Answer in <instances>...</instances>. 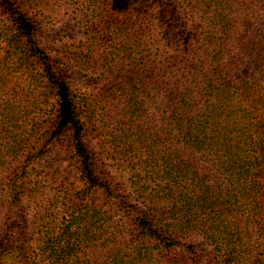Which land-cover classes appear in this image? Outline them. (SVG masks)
<instances>
[{
	"label": "trees",
	"instance_id": "16d2710c",
	"mask_svg": "<svg viewBox=\"0 0 264 264\" xmlns=\"http://www.w3.org/2000/svg\"><path fill=\"white\" fill-rule=\"evenodd\" d=\"M181 243L264 264V0H0V264H180Z\"/></svg>",
	"mask_w": 264,
	"mask_h": 264
},
{
	"label": "rangeland",
	"instance_id": "374dc122",
	"mask_svg": "<svg viewBox=\"0 0 264 264\" xmlns=\"http://www.w3.org/2000/svg\"><path fill=\"white\" fill-rule=\"evenodd\" d=\"M111 3L115 7H121L126 3V0H111ZM78 28L74 21L68 17L61 18L60 22L55 25L52 32L51 41L55 46L64 43L66 40L77 36ZM70 70V82L73 87L81 88L84 90L87 86L92 84V80L88 76L74 72ZM247 63H244L240 70L237 72L238 76L251 75ZM68 151L64 148H56L53 150L47 162H45L48 168L57 169L63 176V178H72L76 168L72 161L68 158ZM108 171L115 175V171L110 166H105ZM173 258L178 259L180 264H208L212 258V252L209 246L203 245V248H193L189 245L181 243L178 247L174 248ZM264 261V257L260 258Z\"/></svg>",
	"mask_w": 264,
	"mask_h": 264
}]
</instances>
